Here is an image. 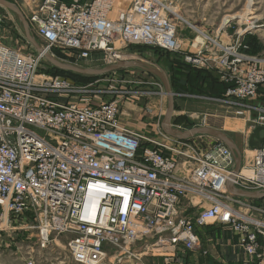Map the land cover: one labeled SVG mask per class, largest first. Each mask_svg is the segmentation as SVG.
<instances>
[{"label": "built area", "instance_id": "built-area-1", "mask_svg": "<svg viewBox=\"0 0 264 264\" xmlns=\"http://www.w3.org/2000/svg\"><path fill=\"white\" fill-rule=\"evenodd\" d=\"M116 3L44 0L27 15L41 52L0 42L1 207L37 220L41 247L52 234L68 236L78 264H191L198 229L215 222L241 236L243 264H264V205L228 191L236 159L225 143L200 148L191 139L151 135L121 121L117 99H71L69 82L37 74L55 49L72 52L76 62L100 53L110 65L132 55L131 46L181 49L161 0H130L124 9ZM217 45L219 52L202 46L184 60L226 71L223 102L243 114L247 101H264V67L242 51L240 38ZM253 110L260 111L254 124L264 126V105L248 106ZM247 149L253 175L240 171L233 183L264 190V140Z\"/></svg>", "mask_w": 264, "mask_h": 264}, {"label": "rangeland", "instance_id": "rangeland-1", "mask_svg": "<svg viewBox=\"0 0 264 264\" xmlns=\"http://www.w3.org/2000/svg\"><path fill=\"white\" fill-rule=\"evenodd\" d=\"M8 1L16 5L27 19V15L44 0ZM59 1L67 3L72 0ZM161 1L169 8L167 17L176 26L181 49L179 51L147 50L131 46L128 52L142 57L138 60L154 63L168 72L172 91L175 94L172 110V123L176 125L175 127L188 129L205 125L223 130L222 127L226 126L227 120L232 122L238 120L243 126L242 130L231 131L232 129L225 127L224 131L234 140L241 152L243 149L248 150V139L257 127L254 122L259 117L260 111L253 110L249 114L247 109L256 102L264 105V101H247L243 108L245 112L237 115L235 107L239 106L234 104L230 106L223 102L226 97L222 86L217 87L218 94L213 92L214 83L218 85L226 83L222 79L226 71L217 65L193 66L185 62L184 56L202 46H208L210 50L219 52L217 43L234 44L239 37L243 41V46H246L242 51L259 58L264 67V0ZM129 2L130 0L119 9L126 8ZM229 16L232 17L227 20ZM249 17L256 19L247 20ZM0 19L6 24L5 26L0 24V42L9 44L23 53L35 51V46L27 38L16 12L0 6ZM30 32L41 45V40L33 30L30 29ZM60 53L58 55L53 51L51 55L65 64L95 69L110 66L100 53L92 54L90 61L78 62L72 52ZM182 69L197 70L199 73L183 75ZM37 74L45 75L48 79L58 78L69 82L70 87L75 91L68 95L71 99L88 97L93 103L117 99L120 105V119L123 123L155 136L162 137L165 133L162 123L169 104L165 86L157 76L142 68L128 67L103 75L82 77L62 72L44 57ZM183 79H187L186 83L180 85ZM212 140L217 139L210 136H196L191 142L195 146L206 148ZM36 224L37 220L34 218L26 214H13L0 205V264H26L27 260L31 259L34 264H78L72 261L66 247L68 236L52 234L46 247H41L38 243L39 231ZM152 252L154 251H150Z\"/></svg>", "mask_w": 264, "mask_h": 264}, {"label": "water", "instance_id": "water-1", "mask_svg": "<svg viewBox=\"0 0 264 264\" xmlns=\"http://www.w3.org/2000/svg\"><path fill=\"white\" fill-rule=\"evenodd\" d=\"M0 6H5L7 8H10L14 12H16L20 20L23 24L24 30L26 32L27 38L32 42V44L35 46V50L38 52L42 51L41 45L37 42L36 38L31 34L30 32V24L22 11L14 5L12 2L8 0H0ZM0 24L5 26L6 24L0 19ZM45 57L57 68L65 70V71H71L77 74L85 75V76H97V75H103L110 72L117 71L122 68H128V67H139L147 72L157 76L164 84L169 104L168 109L166 111V114L163 119L162 128L164 132L176 139L179 140H190L196 136H210L217 140L222 141L225 143L234 153L235 159H236V165L233 170L232 179L235 178L236 175H238L241 171L242 167V153L240 152L239 148L237 147L234 140L229 136V134L219 128L211 127V126H196L188 129H181L177 128L172 124V110L174 108V92L172 91V86L170 82V78L168 76V72H166L164 69H162L160 66L150 63L144 60H131V61H118L116 64L107 66L102 69H95V68H83L79 66H75L72 64H65L54 58L50 53L46 52ZM264 140V126H257L250 138H249V146L251 149H258L261 147L262 142ZM230 179L227 182V189L228 191L235 196L247 198V199H263L264 198V190H245L241 189L235 186L233 183V180Z\"/></svg>", "mask_w": 264, "mask_h": 264}, {"label": "crops", "instance_id": "crops-1", "mask_svg": "<svg viewBox=\"0 0 264 264\" xmlns=\"http://www.w3.org/2000/svg\"><path fill=\"white\" fill-rule=\"evenodd\" d=\"M239 39V37H237ZM237 40V39H236ZM235 40V41H236ZM258 103V102H256ZM176 126L174 123H172ZM226 128L233 130H242L240 121L232 122L227 120L226 126H223V130ZM213 141V140H212ZM249 142V139H248ZM241 152V151H240ZM242 153V174L251 175V170L245 169L248 163L251 162V150L243 149ZM236 186V185H235ZM237 187V186H236ZM240 188V187H238ZM252 202L264 205L263 199H250ZM199 234L203 236L201 238V244L199 248L188 253V260L191 264H243L247 258L244 250L240 245L241 236L232 230L231 226L220 224V223H210L203 228L198 229ZM151 259L148 258V261ZM157 262H161V258L155 259Z\"/></svg>", "mask_w": 264, "mask_h": 264}, {"label": "trees", "instance_id": "trees-1", "mask_svg": "<svg viewBox=\"0 0 264 264\" xmlns=\"http://www.w3.org/2000/svg\"><path fill=\"white\" fill-rule=\"evenodd\" d=\"M67 3H70V2H67ZM134 47H136V46H134ZM139 49H147V48H139ZM147 50H158V49H147ZM54 52H56L58 55H60L61 53V51H59V50H57V49H55V50H53ZM254 53V52H253ZM62 72H66V73H70V74H73V75H77V76H82V77H85V75H81V74H77V73H74V72H71V71H65V70H62V69H60ZM182 71V73H184L183 75H187V74H189V75H191L192 74V72H195L197 75H198V73H199V71H197V70H195V71H192V70H181ZM185 77V76H184ZM188 79V78H187ZM187 79H183V80H181V82L179 83L180 85H184L185 83H186V80ZM213 81H216L217 82V80H215V79H213ZM215 84V86H213V92L214 93H216V94H218V88H219V86H222V90H224L223 91V93H224V95H225V92H226V89L230 86V84H227V83H225V84H217V83H214ZM218 87V88H217ZM220 93V92H219ZM222 93V94H223Z\"/></svg>", "mask_w": 264, "mask_h": 264}, {"label": "bare ground", "instance_id": "bare-ground-1", "mask_svg": "<svg viewBox=\"0 0 264 264\" xmlns=\"http://www.w3.org/2000/svg\"><path fill=\"white\" fill-rule=\"evenodd\" d=\"M127 1L128 0H118V2L116 3L117 4V8L119 9L120 7H124L126 4H127ZM115 10H117L116 8H115ZM232 16H229V17H227V20H229L230 18H231ZM243 17V16H242ZM245 18V17H244ZM248 19H256V18H253V17H249V18H247V20ZM242 20V19H241ZM252 24V23H251ZM51 54V53H50ZM131 58L133 59V60H138L139 58H142V57H140V56H138V55H127V54H122V56H121V58H120V61H123L124 59H128V60H130L131 61ZM173 112V111H172ZM171 112V113H172Z\"/></svg>", "mask_w": 264, "mask_h": 264}]
</instances>
